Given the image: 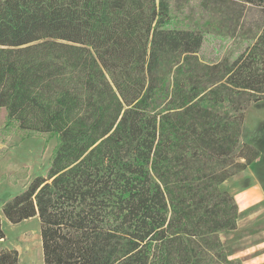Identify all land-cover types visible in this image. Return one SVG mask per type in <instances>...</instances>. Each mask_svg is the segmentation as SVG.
<instances>
[{"label":"trees","instance_id":"16d2710c","mask_svg":"<svg viewBox=\"0 0 264 264\" xmlns=\"http://www.w3.org/2000/svg\"><path fill=\"white\" fill-rule=\"evenodd\" d=\"M204 37L168 0H0L1 131L57 140L47 175L1 202L0 264H20L3 216L38 218L44 264H241L221 186L258 156L264 18L232 61L201 63Z\"/></svg>","mask_w":264,"mask_h":264},{"label":"rangeland","instance_id":"374dc122","mask_svg":"<svg viewBox=\"0 0 264 264\" xmlns=\"http://www.w3.org/2000/svg\"><path fill=\"white\" fill-rule=\"evenodd\" d=\"M168 1L174 27L203 31L204 41L196 56L206 65H214L223 59L232 61L245 52L252 43L257 25L264 18L263 10L255 6L252 0ZM5 119L6 111L0 108L1 215L2 201L20 194L36 177L47 175L50 159L57 144L56 137L51 134L23 131L18 125L2 132ZM245 121L247 132L252 135L247 144L258 152V156L245 172L251 182L253 181V188L249 193L244 192L246 186L243 179L228 181L221 187L228 189L230 186L231 193L240 204L243 220L261 209L260 216L234 231L256 235L261 233L258 231H264V99L250 106L245 113ZM2 225L7 237V241L2 245L18 250L20 264H44L38 218L14 225L3 216ZM230 233L233 232L221 234L222 242L227 244L232 241L233 235ZM240 249L246 252V248ZM229 258L238 259L243 264L240 258Z\"/></svg>","mask_w":264,"mask_h":264},{"label":"crops","instance_id":"0c3cea01","mask_svg":"<svg viewBox=\"0 0 264 264\" xmlns=\"http://www.w3.org/2000/svg\"><path fill=\"white\" fill-rule=\"evenodd\" d=\"M246 170L241 172V174L239 173V175L231 177L230 179L225 181L222 185L228 183V181L234 182V181H236V179H243V180H245L244 185L246 186L244 192H246V193L251 192V189L253 188V186H252L253 181L251 182V179L249 177H247L248 175L245 173ZM243 177H245L246 179ZM248 181H250V182L247 183ZM223 188L221 187V189L223 191H227L232 196H234L236 201L238 202L236 196L231 193L230 186L228 189H223ZM238 205H239L238 227H244V226L248 225L253 218L260 216L262 214L261 209H259L253 215L251 214L248 219L243 220L241 218V211L242 210L240 208V204H238ZM258 232H261V233L256 234V235H252L251 233L245 234V233H240V232L230 233L233 235L232 241L228 242L227 244L223 242L229 257L240 258L243 264H264V231L261 230ZM226 235H229V234H226ZM235 239L237 241H234ZM242 247L246 248L245 249L246 252H244L243 250L240 249Z\"/></svg>","mask_w":264,"mask_h":264}]
</instances>
